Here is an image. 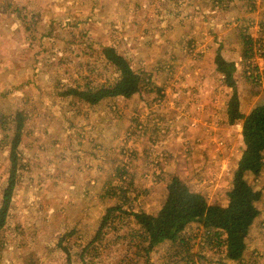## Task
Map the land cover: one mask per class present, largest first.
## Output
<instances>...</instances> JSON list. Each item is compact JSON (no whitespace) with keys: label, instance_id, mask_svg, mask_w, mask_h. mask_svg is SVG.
Listing matches in <instances>:
<instances>
[{"label":"rangeland","instance_id":"rangeland-1","mask_svg":"<svg viewBox=\"0 0 264 264\" xmlns=\"http://www.w3.org/2000/svg\"><path fill=\"white\" fill-rule=\"evenodd\" d=\"M106 46L146 79L140 92L95 105L61 95L119 77ZM218 51L236 63L242 109L263 103L264 0H0V205L15 113L25 115L0 264H69L59 241L70 231L71 264H85L77 245L96 235L107 209L156 214L174 175L227 205L245 144L242 121L229 123L233 91L215 69ZM246 177L255 188L259 177ZM120 219L87 264H264V226L230 260L190 224L194 259L178 261L169 244L139 256L136 221Z\"/></svg>","mask_w":264,"mask_h":264},{"label":"trees","instance_id":"trees-1","mask_svg":"<svg viewBox=\"0 0 264 264\" xmlns=\"http://www.w3.org/2000/svg\"><path fill=\"white\" fill-rule=\"evenodd\" d=\"M244 38L246 44L250 43L247 47L250 52L253 49L251 37L245 35ZM104 53L119 73V77L114 82L95 86L87 84L82 88L68 87L61 95H75L86 103L95 105L105 98H130L139 93L146 81L143 75L134 69L128 59L114 47H104ZM215 63L216 71L223 74L225 84L233 91L227 108L229 123L242 121V138L245 144L234 173L232 187L228 191V204L219 205L209 202L205 194L192 190L179 176L174 175L167 184L166 200L156 214L144 210L128 211L120 204L109 207L102 216L96 235L85 244L77 245L79 250L76 254L85 264L88 263L85 259L87 253L92 259L100 255L98 245L104 244L108 228L116 225L121 220L122 214L133 216L138 225V230L133 232L131 242L136 244V253L139 256H149L158 245L169 244L173 249L171 256L173 254L179 256L178 261L185 258L188 261L193 260L194 254L190 253V244L195 237L189 233L192 230V227L188 228L190 224L202 226L206 241L211 246H218L219 250L224 248L226 258L241 260L247 253L252 225L260 215L257 203L261 199L262 190L251 185L246 173L259 176L264 168V102L252 106L247 112L243 110L235 79L236 63L225 58L221 51H218ZM1 117V125L7 127L6 116ZM14 118L15 127L10 150L11 170L0 205V230L6 225L17 182L18 151L16 149L22 140L25 121L23 110L17 111ZM118 191L126 193L122 188ZM116 228L118 229L117 225ZM74 233L75 231L68 232L59 241V246L67 254L69 264L72 263L73 254L70 247L64 243ZM134 236H138V239L134 240ZM122 237L119 235L117 239L120 240Z\"/></svg>","mask_w":264,"mask_h":264},{"label":"crops","instance_id":"crops-1","mask_svg":"<svg viewBox=\"0 0 264 264\" xmlns=\"http://www.w3.org/2000/svg\"><path fill=\"white\" fill-rule=\"evenodd\" d=\"M164 152V151H163ZM189 158L193 155L192 153H189ZM176 157L171 160V161H176ZM207 164V160L205 161ZM176 164V163H175ZM259 178H256V182H254V186L256 189H261L262 190V196L261 199L258 201L257 203V207L260 210V215L257 217V219L255 220L254 224L252 225L251 228V233H250V237L248 241H255L257 239L260 240V238L258 237V235L256 234V231H258V228L260 229V227L264 226V168L262 170V172L260 173V175L258 176ZM255 244H257V242H254ZM249 245V244H248ZM249 248V247H248ZM249 251V249H247Z\"/></svg>","mask_w":264,"mask_h":264}]
</instances>
